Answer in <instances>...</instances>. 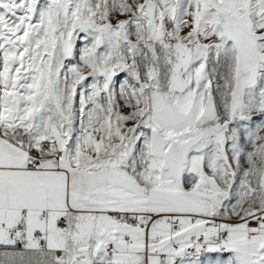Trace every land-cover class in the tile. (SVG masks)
<instances>
[{"label": "snow or ice", "instance_id": "1", "mask_svg": "<svg viewBox=\"0 0 264 264\" xmlns=\"http://www.w3.org/2000/svg\"><path fill=\"white\" fill-rule=\"evenodd\" d=\"M0 264H264V0H0Z\"/></svg>", "mask_w": 264, "mask_h": 264}]
</instances>
